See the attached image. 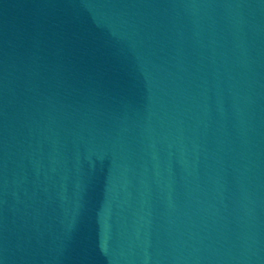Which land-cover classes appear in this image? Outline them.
<instances>
[{"label":"water","instance_id":"water-1","mask_svg":"<svg viewBox=\"0 0 264 264\" xmlns=\"http://www.w3.org/2000/svg\"><path fill=\"white\" fill-rule=\"evenodd\" d=\"M0 264H264V0H0Z\"/></svg>","mask_w":264,"mask_h":264}]
</instances>
